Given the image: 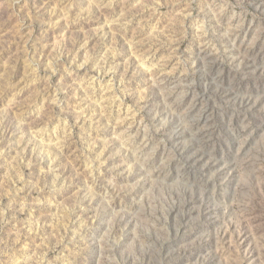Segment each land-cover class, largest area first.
<instances>
[{
  "label": "rangeland",
  "instance_id": "374dc122",
  "mask_svg": "<svg viewBox=\"0 0 264 264\" xmlns=\"http://www.w3.org/2000/svg\"><path fill=\"white\" fill-rule=\"evenodd\" d=\"M0 264H264V0H0Z\"/></svg>",
  "mask_w": 264,
  "mask_h": 264
}]
</instances>
